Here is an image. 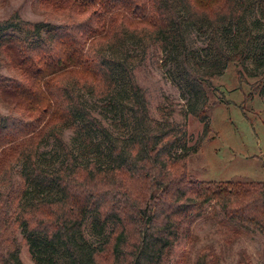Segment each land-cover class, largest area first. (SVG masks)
I'll list each match as a JSON object with an SVG mask.
<instances>
[{
  "label": "trees",
  "instance_id": "16d2710c",
  "mask_svg": "<svg viewBox=\"0 0 264 264\" xmlns=\"http://www.w3.org/2000/svg\"><path fill=\"white\" fill-rule=\"evenodd\" d=\"M51 3L68 13L63 23L17 13L0 20V67L13 73L0 74V85L24 102L20 116L0 114V170L7 162L20 165L18 189L0 194V264H23L6 235L10 222L36 264H167L182 223L211 202L264 237V183L187 178L185 162L197 148H187L186 126L170 113L151 117L133 73L146 48L157 47L164 65L194 83L203 102L192 113L207 131L202 82L230 62L251 58L264 67V42L251 53L254 42L264 41V25L254 34L248 22L255 8L264 19V0ZM188 26L209 32L199 53L186 46ZM233 32L240 41L229 52L222 41ZM260 87L264 72L254 90ZM85 97L117 119L119 135L91 114ZM66 129L79 138L75 148L63 139ZM51 140L56 166L39 153ZM89 216L94 243L82 229ZM196 264L206 262L199 257Z\"/></svg>",
  "mask_w": 264,
  "mask_h": 264
},
{
  "label": "rangeland",
  "instance_id": "374dc122",
  "mask_svg": "<svg viewBox=\"0 0 264 264\" xmlns=\"http://www.w3.org/2000/svg\"><path fill=\"white\" fill-rule=\"evenodd\" d=\"M51 1L0 0V20L17 13L31 22L63 23L68 13L53 8ZM248 22L254 34L261 32L264 19L256 8L249 12ZM208 35L209 32L201 33L186 27L187 48L199 53L208 44ZM239 41L240 35L233 32L222 44L229 52H235ZM262 42H254L251 53L258 52ZM164 57L157 47H147L142 60L133 67V73L145 92L150 116L160 119L170 113V120L186 126L187 148H197L185 162L187 178L202 182L264 183V87L254 90L264 67H255L251 58L244 64L230 62L222 73L212 76L208 83L202 82L208 103V130L204 131V123L192 113L201 106L203 99L195 94L194 83L179 76L174 65L163 64ZM200 58H203L202 54ZM0 74L13 75L2 66ZM85 99L91 114L119 135L113 125L117 119L102 108V103L91 97ZM17 103L19 106H15ZM23 103L0 85V114L20 116ZM62 134L70 147L78 146L79 138L72 130H63ZM39 153L52 166L60 160L52 140L41 146ZM19 170L20 165L14 162L3 165L0 194L18 189ZM9 210L8 221L12 212L11 208ZM92 217L87 218L82 229L86 239L94 243L97 237L91 230ZM6 235L14 238L19 246L23 264H36L19 230L14 229L11 222ZM199 257L206 264H264V237L251 225L226 215L219 204L207 203L190 220L182 223L167 264H196Z\"/></svg>",
  "mask_w": 264,
  "mask_h": 264
}]
</instances>
